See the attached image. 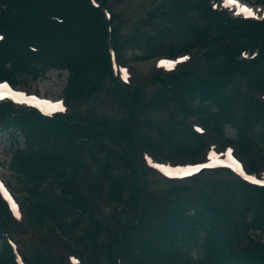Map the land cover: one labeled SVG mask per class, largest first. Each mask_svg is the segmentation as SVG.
Returning a JSON list of instances; mask_svg holds the SVG:
<instances>
[{"label": "trees", "instance_id": "trees-1", "mask_svg": "<svg viewBox=\"0 0 264 264\" xmlns=\"http://www.w3.org/2000/svg\"><path fill=\"white\" fill-rule=\"evenodd\" d=\"M101 2L0 0V80L18 82L24 76L38 79L51 69L69 71L65 95L70 110L64 113L0 103V129H20L26 139L25 147L16 148L11 166L31 184L28 214L34 222L44 225L47 217L68 231L70 224L38 191L49 176L64 192L73 184L78 197L72 202L81 200L83 211L93 213L90 200L82 199L74 184L88 153L109 182L108 199L126 209L116 215L104 245L99 244L96 225L76 238L88 253L84 264H264V244L244 242L249 227L264 230V187L225 168L206 170L192 185L174 182L166 200L150 211L153 190L140 159L141 149L171 159L201 154L205 137L185 118L197 112L203 125L221 138L227 124L235 127L237 150L248 169H264V151L253 146L264 142V101L254 95V90L264 91V20L232 18L209 0H164L153 10V17H164L162 27L145 31L147 21L126 34L121 17L113 14L108 20L107 0ZM141 48L169 54L197 48L200 54L189 67L157 72L152 81L158 88L146 100V90L121 82L113 64V52L120 57L125 50ZM247 48H258V55L240 59ZM101 89L124 105L121 117L102 118L94 107L75 109ZM198 97L217 110L195 108L192 102ZM153 103L166 110L174 107L160 124L143 115ZM100 143L114 144L129 171L114 175L110 158L96 156ZM212 174L217 176L203 179ZM125 214L126 222L121 221ZM20 227L0 194V264H20L15 245ZM33 249L21 252L26 264H68L61 255ZM194 251L199 257H193Z\"/></svg>", "mask_w": 264, "mask_h": 264}, {"label": "rangeland", "instance_id": "rangeland-1", "mask_svg": "<svg viewBox=\"0 0 264 264\" xmlns=\"http://www.w3.org/2000/svg\"><path fill=\"white\" fill-rule=\"evenodd\" d=\"M164 0H108L109 7L114 12L121 14V24L124 29H132L133 26L140 22L142 19L150 15V11L157 8L162 4ZM253 3V6L261 8L264 5V0H248ZM220 4L224 7H228L232 12L238 7L233 5H227L225 0H221ZM255 17L262 18L264 13L255 15ZM164 21L161 13H157V16L153 18L150 24L152 26L145 29V31H152L158 27ZM153 49H129L124 52L123 59L119 62L121 63V68L119 72L127 80L126 82L131 85V83L144 86L146 89V97H151L152 94L158 88L156 85L151 83V76L157 70L165 67L168 69L180 68L187 65L191 61V54L183 52L180 55H177L173 58L167 56V53L163 54L164 56L154 55ZM193 53V51H191ZM154 55V56H152ZM187 59H182V58ZM161 61H179L175 63L174 67L167 65L162 66ZM50 72H58L56 70L48 71L46 76L39 77L34 79L29 76H24L21 78L20 84L17 86L23 93H38L44 96H60L64 98V94H57V89L62 82L63 74L59 72L60 77L58 79ZM126 73V75H125ZM67 74V73H66ZM20 78V77H19ZM244 87V84L241 85ZM65 89V87H64ZM64 92V90H63ZM257 96L260 99H264V94L262 92H257ZM161 104L153 103L144 110V117L146 120L159 123L161 120L166 119L167 112L173 110L174 107L171 105L167 107L168 110L161 108ZM75 107L81 108L86 111L91 107H94L97 110L98 114L102 118H116L123 115V110H126L124 105L113 95L100 90L94 98L91 100H83L75 104ZM237 131L233 126L227 125L225 128V137L236 143ZM11 135L7 133H0V176L9 187L12 189L14 194L17 196L18 200L23 199H32V196L29 193V186L27 183L29 181L19 175L17 172L12 170L9 165V162L12 158V149L10 143ZM20 143L24 145L25 140L24 136L19 137ZM224 140V139H223ZM223 140L220 147H216L217 150L213 149L203 153L199 160L205 159V156L211 155H225L228 153V150H231V155H228L230 158L235 159L237 151L234 146H228ZM227 142V141H226ZM111 143H100L98 146H95L96 156L103 158H110L113 165V174L125 173L129 171V165L127 164L125 157L122 153H119L117 148H114ZM236 145V144H235ZM255 149L260 153L264 151V142L259 140L253 145ZM238 155V154H237ZM85 166H83L78 175L76 176V181L74 182L75 186L80 188L81 198H87L90 200L93 208V213H85L81 206L78 205L79 202H72L75 200L78 195H76V189L74 185H69L67 188L63 189V186L60 182H56L53 177L49 176L46 181H44L38 191L43 192L42 195L49 198L51 202L55 205L57 210L60 213L61 219L64 222L70 224L68 225V231L59 226L57 222L47 219L46 224L43 225V229L37 228L36 224L28 228L27 234L21 233V240L24 242L23 247L25 252L33 253V248L37 249H48L54 253L62 254L63 259L68 262V264H84L86 254L82 251L83 243L76 239L83 234L88 226H98L99 227V244H105L109 241V235L112 233L111 226L115 222V217L119 213L120 209L114 202L108 199V190L109 182L107 178L103 177L102 172L99 170L97 163L94 161L92 156L86 154ZM241 159L246 162L245 158ZM161 162H153L151 164L152 171L149 175V188L153 191H150L148 198L150 199V211L157 207L163 200H166V196L169 194L170 187L176 185V183H171L164 179V176L173 177L176 170H179V165H168L171 169V174L166 175L162 171ZM264 172V170H263ZM72 175L73 172L70 171ZM217 176L212 174L210 177L203 176V179H210L211 177ZM176 177V176H174ZM50 180L54 182L50 184ZM194 180H187L178 182V184H194ZM201 180H199V183ZM127 196V194H126ZM93 199H95V206L93 204ZM124 209L126 207L124 206ZM99 218V219H98ZM129 218L128 214H125L121 217V220H127ZM103 220V221H102ZM111 225V226H110ZM51 233V234H49ZM15 234V233H14ZM25 235V236H24ZM253 235V234H252ZM24 236V237H22ZM1 246V241H0ZM22 248V246H21ZM77 250L82 251L83 254L77 252ZM200 252L194 251L193 257H199ZM81 255V256H79ZM82 258V259H81ZM125 264H130L129 261H125Z\"/></svg>", "mask_w": 264, "mask_h": 264}, {"label": "snow or ice", "instance_id": "snow-or-ice-1", "mask_svg": "<svg viewBox=\"0 0 264 264\" xmlns=\"http://www.w3.org/2000/svg\"><path fill=\"white\" fill-rule=\"evenodd\" d=\"M229 2H231V0H229ZM250 12V10H248ZM182 59H187L186 57L185 58H182ZM179 61H161L160 64L162 66L164 65H167V66H170V67H174L175 66V63H178ZM126 75V73H125ZM0 87H7L6 85H3V86H0ZM4 93H0V99H2L4 97ZM18 95H23V93H19ZM62 110V108H61ZM228 155H231V150L229 149L228 150ZM203 166H209V165H201V166H194L195 167V170H199L200 167H203ZM188 174V173H186ZM246 179H248L250 182L252 183H255V184H260V185H264V180H259V179H256L255 177H249V176H246L245 177ZM0 187H2V185H0Z\"/></svg>", "mask_w": 264, "mask_h": 264}, {"label": "bare ground", "instance_id": "bare-ground-1", "mask_svg": "<svg viewBox=\"0 0 264 264\" xmlns=\"http://www.w3.org/2000/svg\"><path fill=\"white\" fill-rule=\"evenodd\" d=\"M244 1H245V0H241L242 3H243ZM247 5H248V4H247ZM248 7L254 9V7H252V6H250V5H248ZM261 9H264V6H263ZM66 73H67V72L64 71L63 74H65V75H63V78H62L63 80H62V82H61V81L58 82V83H60V86H59L58 88H56V89H57V94H59V95H62L63 90H64V87L66 86V83H67V74H66ZM50 74H53L57 79H58V77H60L59 72H50ZM58 81H59V79H58ZM51 101L53 102V104H56V105H57V104L61 101L60 96L52 97V98H51ZM53 104H51V105L54 106Z\"/></svg>", "mask_w": 264, "mask_h": 264}]
</instances>
